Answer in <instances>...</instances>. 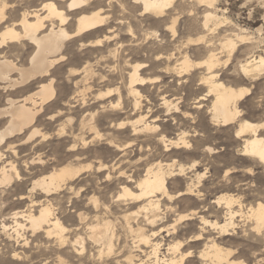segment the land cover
Here are the masks:
<instances>
[{"label": "bare ground", "instance_id": "bare-ground-1", "mask_svg": "<svg viewBox=\"0 0 264 264\" xmlns=\"http://www.w3.org/2000/svg\"><path fill=\"white\" fill-rule=\"evenodd\" d=\"M23 1L33 3V7L21 8L20 5ZM16 3L20 4L19 7L16 6ZM219 7L218 0H186L185 2L175 0H18L16 2L15 0H0V190L11 187L15 181L23 180V177L18 173L15 162L9 160L8 154L16 153L15 144L25 149L33 139L41 134L39 119L44 107L49 104H56L58 85H56L53 71L57 66L67 61L65 59L67 42L75 39L89 48L101 49L107 43L114 42L122 36L127 38L128 44L124 46L125 53L120 56V60L123 63L127 80L124 86L125 94L133 100L132 108L134 111H140L142 101L146 100L139 87L161 82L159 77L145 76L146 69L150 67L146 62H131L133 59L131 57H137L143 49L149 54L152 53L153 60L157 63L154 64L156 66L161 60L172 61L173 65H167L164 73L171 74L184 80V82L188 79L191 80L190 77H186L190 71L202 68L198 79L199 85L204 86L205 97L211 98V101L209 100L208 107L202 106L198 102V108L206 107L209 120L214 127L234 129L233 137L237 143L238 156L264 167V121L253 123L244 119L238 107V103L249 95L250 90L232 88L225 85L219 77V68L223 62L222 56L226 54L225 64L235 52L237 43L242 46L245 45L248 50L247 55H249L238 64L242 76L249 80L264 76V37L261 36L263 29L261 27L257 29L256 32L259 37H253L246 29L235 25L230 21L231 19L229 20L224 16ZM116 9L118 13L115 12ZM7 11H13L14 16L7 17ZM184 12L194 25L188 29L187 37L182 41L178 35V23ZM262 18L264 21V15ZM72 24H74L73 28L71 27L73 31L70 32L67 27ZM159 26L163 27L162 32L168 34L171 41L153 47L154 41L160 39V35H157V31L149 28ZM118 27H120V31ZM192 34L194 37H191ZM162 40L164 39L161 38L159 41L162 42ZM27 44L32 45L27 66L15 63L14 60L7 57L8 53H4L5 49L11 53L19 48H25ZM119 44L121 47L122 43ZM141 45H145V47H140ZM191 48H194L192 50L194 53H202V61L194 62L191 59ZM115 52L114 50L113 55ZM112 53L113 51H109L106 57H110ZM100 57L104 58L105 56L100 55ZM91 73L89 64H86L81 70L70 69L68 76H80V78L78 81L71 80L74 89L73 94L68 100L62 102L64 107H71L72 104L78 103L76 106H81L82 113L86 112L77 126L69 132L73 141L68 146V151L71 152L70 156L75 165L71 163L66 166L61 165L63 167L52 171L46 177L39 178V180L37 178L30 191L33 192L38 189V192L41 190V193L48 196L63 187H68L73 192L76 188H73L72 184L84 174L91 173L93 169L97 173H102L105 181L118 180L122 192L115 197L114 202L124 203L123 205H138L135 212L130 214L135 218H133V222H130L132 220L130 215L126 214L122 217L124 229L126 227L127 231L134 236V241H132L134 247L131 248L139 253L124 257L122 261L124 264H181L192 257V251L188 250L183 253L182 248L187 243L202 240L201 232L205 228H210L223 236L229 235V230L235 226L234 218L237 212L232 210V206L236 200L231 196L221 195L213 203L218 208L225 210L224 221L222 223L210 222L202 216H198L200 232L185 243L178 241L167 245V256H163L162 259L158 258L162 244L154 240L159 237L158 235L163 230L158 228L159 230L155 231L153 227L157 226L164 218L160 217L162 198H166L168 201L173 198L168 190L169 180L175 177L187 179L188 172L186 171L196 173L199 167V164L194 161L185 168L183 165H178L175 157L181 153L180 151L190 153L192 156H195L196 152H193L194 149L193 151L190 150L193 145L187 140L185 130L173 138L164 135V127L162 128L158 124L159 118L153 117L152 112L154 111L152 107L148 106L145 113L138 114L136 118L127 123V127L130 128V136L136 137L135 142H137V137L143 133L154 134L155 140L165 154V160L171 162L164 164L162 162L147 163L143 175H138L137 178H134L131 173L124 169V164H131L129 160H118L110 165L99 161L95 167L92 163L83 164L81 161L89 156L90 151L87 146L91 142L84 135L93 131L92 121L95 114L87 112L89 102L92 100L93 87L88 83V77ZM112 92L117 94L119 100L116 103L100 104V108L121 109V113H124V108L120 107L122 105L119 102L121 101L119 89L108 90L99 94L98 98L101 101V98L110 96ZM160 100L162 101L160 108H164L165 116L182 113L184 118L190 117L188 113L179 111V107L174 101L167 100L165 97ZM199 100L207 101L203 97ZM53 115L55 114H52L49 120H53ZM64 128L61 130L63 131ZM123 129H125V124H119L118 130ZM193 132L194 137L202 136L197 130ZM77 143L82 147L80 150ZM107 145L114 152L122 153L121 156L133 153V150H129V148L132 149L131 146L117 145L112 140L108 141ZM135 146L139 152L146 150L150 153L155 149L140 143L135 144ZM201 152L202 154H211L214 150L204 146ZM34 161L32 159L31 162ZM23 163L28 165L25 161ZM249 171L251 172V170ZM205 172L202 174L197 172L194 175V181L196 180L197 184L205 178ZM36 174L38 175V173ZM229 174L232 172L227 170L224 176ZM196 187L193 180L188 178L185 181L184 191L179 192L176 197L192 194ZM79 189L85 192V189L82 190V186H78L77 190ZM25 199H27L25 195H19L17 200L23 201ZM31 203V208L37 204L35 201H31ZM97 207L96 205L93 207L94 211H97ZM166 210H170V207H166ZM247 210L249 217L254 222V229L257 232H260L261 229L264 230V203L258 202L254 207H248ZM53 213L48 205L43 204L39 205L37 212L26 211V209L25 211L13 212L9 214L12 225H7L1 220L0 229L6 239L14 241L24 249L28 248L30 242L28 236L25 235L26 233L31 234L30 237H35V239L36 237H43L45 250L49 249L50 245L58 247L59 252H56L57 257L55 259L60 264L66 263L58 254L61 253L62 249H68L74 256L78 257L79 264H84L85 261L87 264L88 260L92 264L107 263L106 258L110 253L112 254L115 248L112 222L104 221L103 217L101 219L98 214H95L94 218L91 219L92 223L82 225L85 230V237L78 234L79 229L75 227L71 230L73 238L69 239L67 233L70 231ZM78 219L81 220L82 218L79 217ZM192 219L193 215L191 214L180 215L176 222L182 223ZM146 227L152 229L146 231ZM166 235L169 236V232ZM92 248H95L94 252ZM143 248L150 249V251L147 252ZM121 249L123 250V248ZM121 253L119 251L115 254L120 258L122 257L120 256ZM232 255V250L224 249L212 243L209 248L205 247L200 251L199 258L209 260L210 264H241V262L233 260ZM13 257L19 258L20 254L13 253ZM39 257L33 253L24 256L23 259L26 260L27 264H33L32 262ZM151 259L154 260L150 261ZM116 264L122 263L117 261Z\"/></svg>", "mask_w": 264, "mask_h": 264}, {"label": "rangeland", "instance_id": "rangeland-1", "mask_svg": "<svg viewBox=\"0 0 264 264\" xmlns=\"http://www.w3.org/2000/svg\"><path fill=\"white\" fill-rule=\"evenodd\" d=\"M175 1L185 2L186 0ZM218 2L223 15L229 18V20L231 19L230 21L235 25L246 29L253 37H259L256 31L261 27L263 29L261 36L264 37V21L262 18L264 15V0H218ZM18 5L20 4L16 3V6ZM20 6L21 8H31L33 7V3L23 1ZM115 12L118 13V10L116 9ZM13 16V11H7V17L11 18ZM190 21L186 12H184L178 23V35L182 41L186 39L188 29L194 25ZM73 25L67 27L68 31H73ZM149 29L157 31V35H160L159 38L164 39L162 42L159 41L160 39L155 40L153 47L164 45V43L171 41L169 35L162 32V26L151 27ZM118 30L120 31V27H118ZM193 35L191 37H194ZM115 41L107 43L101 49L99 48L100 50L89 48L77 39L67 42L65 59L68 62L65 61L53 71L56 85H58L56 104H49L44 107L39 119L41 134L38 135L39 137L37 136L33 139L25 149L15 144L16 153L12 155L8 154L9 160L15 162L18 173L23 177V180L20 182L15 181L11 187L0 190V214H2L0 215V224L4 221L5 224L12 225V220L9 219L10 213L25 211V209L26 211L37 212L39 205H48L53 210V214L60 219L63 226L70 231L67 233V236L69 239H72L73 233H71V230L75 227L79 229L78 234L85 237V230L82 225L92 223L91 219L94 218L95 214H98L99 218L102 219L103 217L104 221L112 222V232L115 234L113 237L114 253L112 252V254L108 255L106 264H116L117 261H121L124 264L122 262L124 257L130 256V254H139L133 250L134 248H131L134 247V244H132L134 236L127 231L126 227L124 229L125 225L122 218L126 214L130 215L135 212L138 205H123L124 203L114 202L115 197L122 192L118 180L111 179L110 181H105L104 175L97 173L93 169L91 173L84 174L78 181L72 184V187L76 188L73 192L68 187H63L48 196L41 193V190L38 192V189L33 192L30 191L33 182L37 178L39 180V178L46 177L52 171L58 170L67 164L71 163L75 165V162L72 161L73 158L70 156L71 152L68 151V146L73 141L69 132L77 126V123L85 116L86 112L82 113L83 109L80 108L81 106H76L78 103L76 105L72 104L71 107H64L62 106V102L68 100L73 94L74 89L71 80L78 81L80 78V76H68L70 69L81 70L82 67L89 64L92 73L88 77V83L92 85L93 89L92 100L89 102V110L87 112L95 114L92 121L93 131L90 134L84 135L91 142L87 146L90 151L89 156L84 161H81L83 164L92 163L93 167H95L99 161L110 165L118 160H129L131 164H124V169L128 173H131L134 178H137L138 175H143L145 164L147 163L162 162L164 164L171 162L165 160V154H163L162 147L160 148L159 143L155 140L154 134L150 132L143 133L137 137V142H135L136 137L130 136V128L127 127V123L136 118L138 114L145 113L146 108L149 106L154 111L152 112L153 117L157 116L160 120L158 124L162 128L164 127V132L162 131L163 134L165 133L164 135L168 138H173L176 134L185 130L187 140L193 145V148L190 150L193 151L194 149L193 152H196V155L192 156L190 153L180 151L181 153H178L175 157L178 165H183L187 168L192 162L196 161L199 164L196 173L202 174L207 171L205 172V178L199 184L195 182L196 180L194 181L196 173L189 171H186L188 172L186 175L187 179L185 177H175L169 180L168 190L173 198L171 201L162 198L163 200L160 202V217L162 216L165 219L163 218L157 226L153 227L155 231L159 229L163 230L158 235L159 237L154 240L162 244L161 255L159 254L158 258L162 259L163 256H167V245L178 241L185 243L188 239H193L200 232L198 228L200 226L198 216H202L210 222L218 221L222 223L224 221L223 215L225 210L218 208L213 201L221 195H227L236 200V203L232 206V210L237 212L234 218V228L229 230V235L227 236L220 235L210 228H205L201 232L202 240L187 243L182 248L181 251L183 253L188 250L192 251V257L181 264H210L209 260L199 258V253L205 247L209 248L212 243L224 249L232 250V259L241 262V264H264V230L261 229L260 232H257L254 229V222L249 217L247 210L248 207H254L258 202L264 203V167L238 156L239 153L236 150L237 143L233 137L234 129L222 128L220 126L214 127L209 120L206 107L198 108L199 103L202 106L208 107L211 101V98L205 97L204 86L199 85V74L203 69H193L190 71L186 77H190L191 80L188 79L184 82V80L176 78L171 74L164 73L167 65H173L172 61L166 62L165 60H161L158 66H156L154 64L157 63L154 62L152 53L149 54L143 49V52L141 51L137 57H131L133 58L131 62H146L150 67L146 69L145 76L159 77L161 82L155 85L148 84L139 87L141 94L146 100L142 101L140 111H134L132 108L133 100L125 94L124 86L127 80L123 63L120 60V56L125 53L124 46L128 44L127 38L122 36ZM119 43H122L121 47ZM146 45L149 46L150 44ZM142 46L145 47V45H141L140 47ZM31 48L32 45L27 44L25 48H17V51H12L11 53L5 49L4 53H8L7 57L10 60H14L15 63L27 66L28 56L32 51ZM113 49L116 51L115 55H113ZM190 50L191 59L194 62L202 61V53H194L192 51L194 48ZM109 51H113V53L110 57H106ZM247 53L248 50L245 48V45L242 46L240 43H237L235 52L225 64L224 61L227 59L226 54L222 56L223 62L219 68V77L225 85L232 88L250 90L249 95L238 103L239 111H241L244 119L253 123H261L264 121V76L253 80L245 79L242 76L238 64L249 56ZM100 55L105 57L101 58ZM115 89L120 90L121 101L119 102L122 105L120 107L124 108V113H121V109L100 108V104L116 103L119 100L115 92H112L108 97H103L104 99L101 98V101L98 98L99 94L105 93L108 90L114 91ZM162 97L174 101L178 105L179 111L188 113L192 119L190 117L184 118L182 113L165 116L164 108H160L162 107L160 105ZM201 97L207 101L199 100ZM52 114H55L53 115L54 118L53 120H49ZM119 124H125V129L118 130ZM62 128H64L63 131L61 130ZM194 130H197L199 135L202 136L194 137ZM110 140L117 145L131 146L132 149L129 148V150H133V153L121 156L122 153L114 152L107 145ZM138 143L149 145V148L155 149L150 153L146 150L139 152L136 148L137 146H135ZM77 146L79 150L82 148L79 143H77ZM204 146L212 148L214 152L202 154L201 151ZM37 153L39 155H36ZM38 158H40V161H38ZM32 159L35 161L31 162ZM24 161L28 165H25ZM227 170L231 171L232 174L224 176ZM188 178L192 179L197 187L192 194L176 197L179 192L184 191L185 181ZM78 186H82V190L85 189V192L81 191V189L77 190ZM133 191L136 192V190ZM19 195H25L27 199L19 201L17 200ZM31 201L37 203L32 208ZM93 202L98 206L97 211L93 209L95 206ZM166 207H170V210H166ZM204 209L207 211H203ZM186 214L193 215V219L182 223L176 222L180 215ZM79 217L82 218V221L78 219ZM130 218H132L130 222H133L134 217L130 215ZM147 229L151 230L152 228L146 227V231H148ZM168 232L169 236L166 235ZM25 235L28 236L30 241L26 249L21 248L14 241L6 239L0 229V264H27L23 257L33 253L40 256L32 262L33 264H60L55 259L57 257L56 252H59L56 245H50V248L45 250V239L43 237L40 236V238L36 237L35 239V237H30L31 234L26 233ZM87 246L89 247L88 242ZM92 249L94 252L95 248ZM143 250L150 251V249L145 248ZM119 251L122 252L120 254L122 257L120 258L115 254ZM13 253L20 254V257H13ZM58 254L65 260V264L80 263L78 262V257L74 256L68 249H62L61 253ZM153 260L151 259L150 261ZM84 264H86V261ZM87 264H92V262L88 260Z\"/></svg>", "mask_w": 264, "mask_h": 264}]
</instances>
